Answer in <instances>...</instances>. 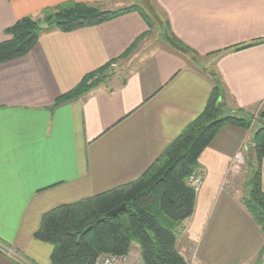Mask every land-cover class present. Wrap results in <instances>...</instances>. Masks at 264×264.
Instances as JSON below:
<instances>
[{
  "label": "crops",
  "instance_id": "1",
  "mask_svg": "<svg viewBox=\"0 0 264 264\" xmlns=\"http://www.w3.org/2000/svg\"><path fill=\"white\" fill-rule=\"evenodd\" d=\"M67 1L134 9L43 33L0 63V264H50L51 247L34 238L42 215L135 181L216 83L228 111L264 105V0H0V43L20 18ZM113 59L132 63L126 75L53 106ZM251 137L224 125L198 158L202 183L180 237L198 264H264V234L243 204L251 178L241 179L245 163L230 170L237 152L249 162ZM260 182L264 193V155Z\"/></svg>",
  "mask_w": 264,
  "mask_h": 264
},
{
  "label": "trees",
  "instance_id": "2",
  "mask_svg": "<svg viewBox=\"0 0 264 264\" xmlns=\"http://www.w3.org/2000/svg\"><path fill=\"white\" fill-rule=\"evenodd\" d=\"M132 9L105 11L92 4L67 1L42 10L38 19L20 18L5 30L9 39L0 43V63L27 54L43 33L92 27ZM133 48L134 45L127 52ZM116 61L85 75L53 106L99 86ZM222 96L216 83L203 111L135 181L58 205L43 214L34 238L51 247L50 264H93L101 253L126 254L133 245L138 247L142 264H185L176 236L194 210L195 191L187 179L199 170L198 158L220 127L229 124L252 130V115L241 109L228 111L219 103ZM263 118L259 116L260 120ZM250 144L253 172L243 204L264 234V193L260 182L264 125L252 130ZM121 204H125L124 211L105 217Z\"/></svg>",
  "mask_w": 264,
  "mask_h": 264
},
{
  "label": "rangeland",
  "instance_id": "3",
  "mask_svg": "<svg viewBox=\"0 0 264 264\" xmlns=\"http://www.w3.org/2000/svg\"><path fill=\"white\" fill-rule=\"evenodd\" d=\"M132 1L134 2V4H136V6H142V4L145 3L144 0H132ZM128 2L129 1H124L122 3H124L123 5H127V4H129ZM122 3L121 2H112L110 4L103 5V7H101L99 5H94V6L100 8L102 10H105V11H110V10L114 11V9H116V8L121 10L120 8L122 7L121 6ZM133 7L134 6L127 7V8H133ZM39 17H41V16L35 17L33 19H38ZM155 33H158V26L156 27V23H154V29H153V32H151V35L154 37V35L156 36ZM201 62H204V61H201ZM131 65H132V63H130L129 61H120L115 67H112V68H110L108 70L106 77H109V78L113 79L115 76L117 77V76L126 75L127 72H128V68H130ZM200 66L206 67L205 63H204V65H200ZM262 113H264V105L258 107L254 111H251L250 114L252 115L251 117H253V122L251 123L252 130L256 129L258 126L264 125V118H263V120L259 119V116H261ZM245 161H246V158H245ZM252 172H253V167L251 166V157H250L249 158V162L246 161L244 166H242L241 170L239 171V174L241 175L242 181H243V178H242L243 175H244V177L246 179L247 178L249 179L252 176ZM241 183H242L241 185H243V182H241ZM185 222L186 221L183 222L184 224H183V226L181 227L180 231L178 232V234L176 236L177 249L179 250V253L183 256L184 261L189 256L190 257H192V256L194 257V254H193V252H194L193 250L194 249H193V247L192 246L186 247V245L184 243L185 240L180 238L182 236L181 233L183 232V229L185 228V225H186ZM129 252H130L129 254L132 256V264H142V262L139 259L138 247L136 245H133L131 247V249L129 250ZM215 252L216 251H214V253H212V254L215 255L216 254ZM185 264H186V262H185Z\"/></svg>",
  "mask_w": 264,
  "mask_h": 264
},
{
  "label": "built area",
  "instance_id": "4",
  "mask_svg": "<svg viewBox=\"0 0 264 264\" xmlns=\"http://www.w3.org/2000/svg\"><path fill=\"white\" fill-rule=\"evenodd\" d=\"M244 163V155L241 152H237L234 156L230 170H237ZM202 178L203 173L200 170H197L188 178L187 183L195 192H197L201 186ZM5 252L8 255H13L12 250H5ZM129 253L130 252L126 254L101 253L95 257L93 264H132V256ZM185 262L186 264H198L193 256H189L185 259Z\"/></svg>",
  "mask_w": 264,
  "mask_h": 264
},
{
  "label": "water",
  "instance_id": "5",
  "mask_svg": "<svg viewBox=\"0 0 264 264\" xmlns=\"http://www.w3.org/2000/svg\"><path fill=\"white\" fill-rule=\"evenodd\" d=\"M262 117H264V113L261 114ZM125 204H121L118 207L114 208L113 210L106 213V218L114 217L116 214L120 213L121 211L125 210Z\"/></svg>",
  "mask_w": 264,
  "mask_h": 264
}]
</instances>
